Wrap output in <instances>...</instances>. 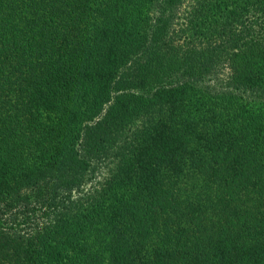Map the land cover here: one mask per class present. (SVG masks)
Wrapping results in <instances>:
<instances>
[{
    "label": "trees",
    "instance_id": "1",
    "mask_svg": "<svg viewBox=\"0 0 264 264\" xmlns=\"http://www.w3.org/2000/svg\"><path fill=\"white\" fill-rule=\"evenodd\" d=\"M186 2L0 0V264H264V0Z\"/></svg>",
    "mask_w": 264,
    "mask_h": 264
},
{
    "label": "rangeland",
    "instance_id": "2",
    "mask_svg": "<svg viewBox=\"0 0 264 264\" xmlns=\"http://www.w3.org/2000/svg\"><path fill=\"white\" fill-rule=\"evenodd\" d=\"M188 8H189V0H187L185 4L181 5V9L179 10V16L176 18L174 22V27L178 32L185 28L186 14H187Z\"/></svg>",
    "mask_w": 264,
    "mask_h": 264
}]
</instances>
